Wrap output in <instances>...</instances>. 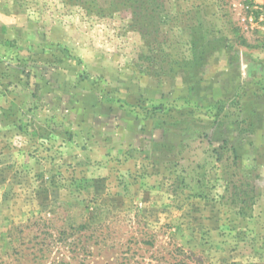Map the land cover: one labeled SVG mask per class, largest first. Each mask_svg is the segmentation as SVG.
<instances>
[{
	"label": "rangeland",
	"instance_id": "rangeland-1",
	"mask_svg": "<svg viewBox=\"0 0 264 264\" xmlns=\"http://www.w3.org/2000/svg\"><path fill=\"white\" fill-rule=\"evenodd\" d=\"M87 1L0 0V264H264L251 0Z\"/></svg>",
	"mask_w": 264,
	"mask_h": 264
},
{
	"label": "trees",
	"instance_id": "trees-1",
	"mask_svg": "<svg viewBox=\"0 0 264 264\" xmlns=\"http://www.w3.org/2000/svg\"><path fill=\"white\" fill-rule=\"evenodd\" d=\"M154 0H112L110 3V9L113 11L128 10L132 14V18L136 21L140 20L142 11H147L148 5L152 4ZM75 2L80 5H88V11H93L94 6L92 7V1L87 0H75ZM147 5V6H146ZM145 8V9H144ZM149 9L150 14L148 17L153 18L154 12L156 11L155 7ZM144 9V10H143Z\"/></svg>",
	"mask_w": 264,
	"mask_h": 264
},
{
	"label": "built area",
	"instance_id": "built-area-1",
	"mask_svg": "<svg viewBox=\"0 0 264 264\" xmlns=\"http://www.w3.org/2000/svg\"><path fill=\"white\" fill-rule=\"evenodd\" d=\"M251 8L257 13L258 20L264 23V0H251Z\"/></svg>",
	"mask_w": 264,
	"mask_h": 264
}]
</instances>
